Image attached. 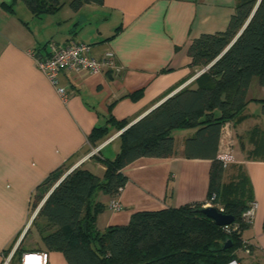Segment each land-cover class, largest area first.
Returning <instances> with one entry per match:
<instances>
[{
    "label": "crops",
    "instance_id": "1",
    "mask_svg": "<svg viewBox=\"0 0 264 264\" xmlns=\"http://www.w3.org/2000/svg\"><path fill=\"white\" fill-rule=\"evenodd\" d=\"M69 1L54 13L34 17L23 0H0V264L18 240L13 262L22 252L46 251L34 227H27L39 184L65 166L81 165L102 175L103 165L83 159L92 148L87 142L92 128L106 125L109 115L130 124L182 87L194 86L199 71L190 65L191 41L224 31L236 3L103 0L73 10ZM71 41L91 44L97 57L111 51L118 70L104 69L100 74L61 70L58 82L68 94L63 100L30 52L44 56L50 42ZM138 89L140 97H128ZM247 99L243 119L234 127L232 160L225 164L224 177L233 173L232 166H241L248 176L257 206L241 234L252 247V256L244 262L264 264V157L250 156L254 148L250 132L264 133L260 102L264 86L256 78ZM109 128L105 140L118 132ZM193 133L192 129L173 132L172 157H140L122 169L127 180L119 194L120 210L108 208V195L96 196L103 204L95 221L100 231L127 224L139 211L206 200L210 159L183 155L184 139ZM116 140L118 136L101 147V156H115ZM46 252L48 264H68L61 252Z\"/></svg>",
    "mask_w": 264,
    "mask_h": 264
},
{
    "label": "trees",
    "instance_id": "2",
    "mask_svg": "<svg viewBox=\"0 0 264 264\" xmlns=\"http://www.w3.org/2000/svg\"><path fill=\"white\" fill-rule=\"evenodd\" d=\"M23 1L34 17L54 13L65 3V0ZM102 1L70 0L69 6L78 10L85 4ZM235 1L224 31L201 34L188 47L190 65L196 71L205 68L195 78L194 86H184L169 95L128 127L126 119L116 120L109 115L106 125L92 128L87 136L92 148L107 138L110 126L122 130L118 135L119 150L113 158L101 156V148L93 154V159L104 166L102 175L78 165L47 195L30 223L46 251L61 252L68 264H226L233 258L245 264L252 256L251 244L241 236L250 225L243 213L254 202L252 187L241 166H232L230 180L224 181L227 163L218 159L217 146L223 123L230 121L235 127L242 121L252 79L264 86V0L259 1L240 35L223 52L258 0ZM141 94L142 89H138L128 97L136 100ZM260 102L264 114V100ZM184 129L194 130L184 139V157L211 161L206 200L139 211L127 224L100 231L95 221L103 204L96 196L103 193L110 199L115 197L127 180L122 169L134 160L172 157L173 132ZM256 133L257 130L250 132L254 145L250 156L264 157V133L260 136ZM67 170L68 166L57 168L39 184L32 210ZM208 202L233 215V222L219 226L197 211ZM227 240L231 242L229 247H225ZM245 249L248 254H244ZM18 252L19 245L12 260Z\"/></svg>",
    "mask_w": 264,
    "mask_h": 264
},
{
    "label": "built area",
    "instance_id": "3",
    "mask_svg": "<svg viewBox=\"0 0 264 264\" xmlns=\"http://www.w3.org/2000/svg\"><path fill=\"white\" fill-rule=\"evenodd\" d=\"M36 66L41 70L50 83L56 88L58 94L63 100L68 96L67 89L64 86H60L58 82V74L61 70L70 72L86 71L90 74H100L104 69L118 70L114 55L111 51H106L102 56H94L92 54V46L89 43L82 41H71L69 43L59 44L50 42L47 46V53L44 56L30 52ZM233 125L230 121H226L221 126L220 136L217 146V157L224 163L231 162L233 145H234V133ZM121 130L115 135L102 142L99 146L92 149L87 155L96 153L102 146L111 141L114 137L118 136ZM85 156V157H87ZM84 157V158H85ZM83 158V159H84ZM123 187H119L118 193L115 197L111 198L108 203V208L111 211H118L122 208L119 201V194ZM213 205L208 202L204 206ZM257 203L254 201L250 204L249 208L243 213V218L246 222L251 223L254 217V211ZM36 214V210L32 212L30 221L27 225L29 227L33 217ZM228 226V225H226ZM26 227V228H27ZM22 238V235L19 239ZM19 240L12 251L4 258L3 264H48V253L41 250H30L22 252L17 262L12 261V255L14 250L18 246ZM244 254H248V249H245ZM226 264H244L239 259H231Z\"/></svg>",
    "mask_w": 264,
    "mask_h": 264
},
{
    "label": "water",
    "instance_id": "4",
    "mask_svg": "<svg viewBox=\"0 0 264 264\" xmlns=\"http://www.w3.org/2000/svg\"><path fill=\"white\" fill-rule=\"evenodd\" d=\"M260 0L257 1L256 5L254 6L253 10H252V13L250 14L249 18L247 19V21L245 22V24L242 26V28L239 30V32L237 33V35L233 38V40L228 44V46L223 50V52L235 41V39L240 35V33L242 32V30L244 29V27L246 26V24L248 23L249 19L251 18L253 12L255 11L258 3H259ZM222 52V53H223ZM221 53V54H222ZM220 54V55H221ZM219 55V56H220ZM218 56V57H219ZM217 57V58H218ZM216 58V59H217ZM215 59V60H216ZM213 60V62L215 61ZM213 62H211L207 67H209ZM206 67V68H207ZM205 70L202 69L200 70L198 73L200 74L201 72H203ZM161 103V102H160ZM159 103V104H160ZM158 104V105H159ZM136 121V120H135ZM134 121V122H135ZM134 122H131L130 124H128L126 127H128L129 125H131L132 123ZM125 127V128H126ZM124 128V129H125ZM122 131V130H121ZM75 167V166H74ZM74 167H72L71 169L67 170L65 172V174H63V176L54 184V186L49 190V192L45 195V197L43 198V200L40 202V204L38 205L37 209H36V212L38 211V209L40 208L41 204L43 203V201L45 200V198L47 197V195L51 192V190L61 181V179L68 173L70 172ZM198 212L204 214L206 217L210 218L213 220V222L216 224V225H219V226H226V225H229L233 222L234 220V216L231 215V214H226V213H223L221 211H219L217 209V207L213 206V205H209V206H202L201 208L197 209ZM231 245V242L230 240H227L226 241V244H225V247H229Z\"/></svg>",
    "mask_w": 264,
    "mask_h": 264
},
{
    "label": "rangeland",
    "instance_id": "5",
    "mask_svg": "<svg viewBox=\"0 0 264 264\" xmlns=\"http://www.w3.org/2000/svg\"><path fill=\"white\" fill-rule=\"evenodd\" d=\"M233 131H234V127H233ZM234 133V132H233ZM106 141V140H105ZM101 143V142H100ZM100 143L97 145V146H99L100 145ZM117 144H119V139L118 140H116V141H114L113 143H112V146H116ZM234 144H235V137H234ZM233 147H234V145H233ZM94 148H96V147H94ZM94 148H91V150L92 149H94ZM91 150L89 151V153L91 152ZM98 152V151H97ZM97 152L96 153H94V155H96L97 154ZM90 157V159H92V160H94L93 159V154L92 155H89V156H87V157H85V158H89ZM84 158V159H85ZM232 160V159H231ZM76 167V166H75ZM72 167H70V166H68V170L69 169H71ZM230 180V178L228 177V176H226L225 178H224V181L225 182H228ZM32 211H34V210H32Z\"/></svg>",
    "mask_w": 264,
    "mask_h": 264
}]
</instances>
